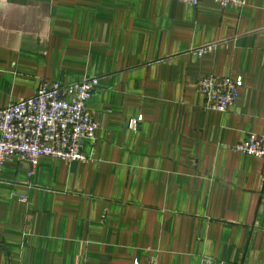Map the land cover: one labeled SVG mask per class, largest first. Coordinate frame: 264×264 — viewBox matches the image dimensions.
<instances>
[{
    "label": "crops",
    "instance_id": "1",
    "mask_svg": "<svg viewBox=\"0 0 264 264\" xmlns=\"http://www.w3.org/2000/svg\"><path fill=\"white\" fill-rule=\"evenodd\" d=\"M206 75L242 78L227 111ZM91 77V160L0 165V264H264V161L232 148L264 135V0H0V108Z\"/></svg>",
    "mask_w": 264,
    "mask_h": 264
},
{
    "label": "built area",
    "instance_id": "2",
    "mask_svg": "<svg viewBox=\"0 0 264 264\" xmlns=\"http://www.w3.org/2000/svg\"><path fill=\"white\" fill-rule=\"evenodd\" d=\"M197 6L202 0H179ZM220 6L241 9L246 0H213ZM211 45L195 49L203 55ZM98 85V78L51 85L42 83L36 93L4 108H0V165L11 157L21 160L28 176H32L41 156H52L68 162L89 161L81 147L85 140L95 138L98 123L87 107L86 101ZM199 88L205 96V106L225 112L234 103L243 85L241 77L216 78L206 75L199 79ZM134 129L137 120H132ZM234 151L256 156L264 161V135L248 133L232 146ZM135 264H139L136 262ZM146 264H159L151 257ZM199 264H227L225 261L202 255Z\"/></svg>",
    "mask_w": 264,
    "mask_h": 264
}]
</instances>
